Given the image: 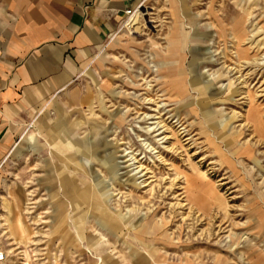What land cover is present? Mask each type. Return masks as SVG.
I'll return each instance as SVG.
<instances>
[{
  "label": "rangeland",
  "instance_id": "1",
  "mask_svg": "<svg viewBox=\"0 0 264 264\" xmlns=\"http://www.w3.org/2000/svg\"><path fill=\"white\" fill-rule=\"evenodd\" d=\"M28 3L0 0V66ZM138 3L15 99L0 264H264V0Z\"/></svg>",
  "mask_w": 264,
  "mask_h": 264
},
{
  "label": "crops",
  "instance_id": "2",
  "mask_svg": "<svg viewBox=\"0 0 264 264\" xmlns=\"http://www.w3.org/2000/svg\"><path fill=\"white\" fill-rule=\"evenodd\" d=\"M137 1L30 0L7 43V63L0 66V153L16 113L15 99L47 84L64 88Z\"/></svg>",
  "mask_w": 264,
  "mask_h": 264
},
{
  "label": "built area",
  "instance_id": "3",
  "mask_svg": "<svg viewBox=\"0 0 264 264\" xmlns=\"http://www.w3.org/2000/svg\"><path fill=\"white\" fill-rule=\"evenodd\" d=\"M133 8H129L125 11V14L128 16L132 13ZM5 258V253L3 251H0V262H2Z\"/></svg>",
  "mask_w": 264,
  "mask_h": 264
},
{
  "label": "bare ground",
  "instance_id": "4",
  "mask_svg": "<svg viewBox=\"0 0 264 264\" xmlns=\"http://www.w3.org/2000/svg\"><path fill=\"white\" fill-rule=\"evenodd\" d=\"M132 12H133V11H132ZM131 14H132V13H131ZM131 14H130V15H128V17H129V16H131ZM88 65H89V64H88Z\"/></svg>",
  "mask_w": 264,
  "mask_h": 264
}]
</instances>
